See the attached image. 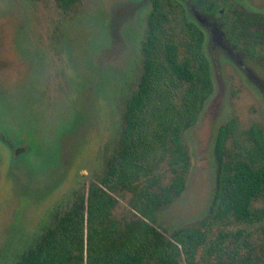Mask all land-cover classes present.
Segmentation results:
<instances>
[{
  "label": "rangeland",
  "instance_id": "obj_1",
  "mask_svg": "<svg viewBox=\"0 0 264 264\" xmlns=\"http://www.w3.org/2000/svg\"><path fill=\"white\" fill-rule=\"evenodd\" d=\"M236 2L264 14V0ZM150 10L142 0H79L67 8L56 0H0V264H16L56 215L102 180L143 73ZM220 47L206 38L213 94L183 134L185 189L152 223L167 238L209 214L220 126L235 119L264 133V64L248 62L256 84ZM158 175L162 186L173 178L167 163ZM112 195L113 217L134 218L132 194Z\"/></svg>",
  "mask_w": 264,
  "mask_h": 264
},
{
  "label": "trees",
  "instance_id": "obj_2",
  "mask_svg": "<svg viewBox=\"0 0 264 264\" xmlns=\"http://www.w3.org/2000/svg\"><path fill=\"white\" fill-rule=\"evenodd\" d=\"M195 1L217 13L218 0ZM189 15L178 0H152L143 73L125 103L124 125L102 180L56 215L16 264H264V133L257 124L243 130L233 119L220 126L215 193L201 226L167 238L152 224L156 212L185 189L183 134L213 94L206 35ZM241 18L226 29L228 38L238 46L246 42L247 53L264 50V17ZM165 163L173 174L168 186L158 175ZM119 191L132 194L134 218L113 217L118 200L112 193Z\"/></svg>",
  "mask_w": 264,
  "mask_h": 264
},
{
  "label": "flooded vegetation",
  "instance_id": "obj_3",
  "mask_svg": "<svg viewBox=\"0 0 264 264\" xmlns=\"http://www.w3.org/2000/svg\"><path fill=\"white\" fill-rule=\"evenodd\" d=\"M56 1L60 6H64L65 8L73 5L71 3L63 4L61 1ZM178 1L184 5V8L190 14V19L203 29L205 35L208 37L209 45L210 41H214L217 45L221 46V54L226 58L228 57L236 66H238V69L243 71L248 79H251L256 84L259 83V79L252 74L248 62H254L259 66L263 65L264 50L257 49L254 50L253 53H247V48L245 46L246 42L241 43L239 46L234 44L233 41L228 38L226 29L235 25L237 23L236 20L240 17L243 19V14H259L263 17L264 14L252 12L240 5L236 0H218L215 6L217 13H215L214 8H204L203 5L195 0ZM142 4H150L152 9V0H142ZM213 61L215 63V59Z\"/></svg>",
  "mask_w": 264,
  "mask_h": 264
}]
</instances>
